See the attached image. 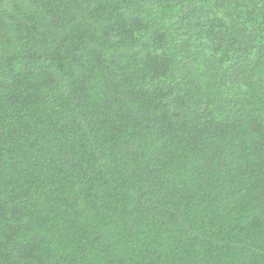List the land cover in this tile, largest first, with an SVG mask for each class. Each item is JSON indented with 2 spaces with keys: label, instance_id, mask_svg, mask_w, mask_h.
I'll use <instances>...</instances> for the list:
<instances>
[{
  "label": "trees",
  "instance_id": "16d2710c",
  "mask_svg": "<svg viewBox=\"0 0 264 264\" xmlns=\"http://www.w3.org/2000/svg\"><path fill=\"white\" fill-rule=\"evenodd\" d=\"M0 264H264V0H0Z\"/></svg>",
  "mask_w": 264,
  "mask_h": 264
}]
</instances>
